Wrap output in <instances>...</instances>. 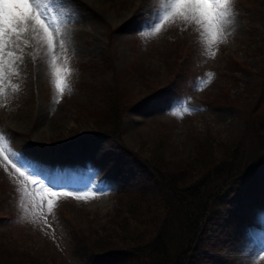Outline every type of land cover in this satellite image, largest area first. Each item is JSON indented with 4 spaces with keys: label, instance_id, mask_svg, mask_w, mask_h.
<instances>
[{
    "label": "rangeland",
    "instance_id": "374dc122",
    "mask_svg": "<svg viewBox=\"0 0 264 264\" xmlns=\"http://www.w3.org/2000/svg\"><path fill=\"white\" fill-rule=\"evenodd\" d=\"M52 6L53 15L61 17L52 28L70 34L64 48L58 46L62 37L54 33L57 47L49 54L47 35L34 34L31 25L19 40L11 37L19 47L9 42L11 34L0 39V49L14 53L0 56L4 73L0 134L6 138L0 141L4 149L0 155V238L7 235L9 242L30 247L47 261L99 264L91 260L90 250L80 251L87 246L78 244L75 231L96 247L102 239L114 241L116 228L109 220L119 209L116 194L135 190L141 176L131 152L147 159L157 147L162 127L171 129L166 145L171 161L189 155L190 134L212 133L220 144L242 133L264 69V0H234L231 34L212 46L214 58L207 55L209 49L197 26L175 12L159 21V31L151 28L156 0H52ZM81 17L91 23H83ZM145 32L150 34L142 35ZM107 53L112 57L110 70L93 72V63L101 65ZM181 54L186 62L191 61L190 78L182 85L188 93L173 97L163 91L150 92L138 73L148 74L149 82L164 81L170 72L167 63L171 66ZM52 55L57 57V68L69 71L70 88L63 93L54 87ZM134 66L136 74L129 77L128 88L144 100L125 115L122 140L126 148L119 149L112 138L92 137L96 130L87 112L98 103L92 87H112L113 73ZM207 74H212L210 79ZM199 80L209 82L196 90ZM15 85H19L18 92L12 90ZM220 95L223 100L216 103ZM182 107L191 112L172 115ZM4 155L23 165L24 177ZM261 169L256 181L264 173ZM29 173L35 174L38 183L27 179ZM78 193L89 195L77 198ZM49 202L54 205L50 213ZM256 202L248 196L230 200L232 213L246 221L228 218L234 226L228 242L219 255L208 254L202 264H264V202ZM214 229L208 227V231Z\"/></svg>",
    "mask_w": 264,
    "mask_h": 264
},
{
    "label": "trees",
    "instance_id": "16d2710c",
    "mask_svg": "<svg viewBox=\"0 0 264 264\" xmlns=\"http://www.w3.org/2000/svg\"><path fill=\"white\" fill-rule=\"evenodd\" d=\"M181 56H178V59ZM107 57L96 63L93 72L107 74ZM177 65L167 63L170 73ZM133 72V68L131 69ZM181 71V70H180ZM187 73L181 71L168 90L175 94ZM145 83L146 75L138 73ZM130 71L115 74L112 87H92L98 103L87 112L95 134L110 137L119 149L123 117L142 99L128 88ZM220 95L215 102L222 101ZM159 138L146 159L133 153L135 170L140 172L136 189H123L116 194L119 209L109 223L116 237L102 239L99 247L89 245L83 233L75 231L80 251L90 250L91 260L99 264H202L208 254L219 255L234 229L228 218L230 200L248 196L262 202L264 178L256 181V171L264 160V69L257 86L255 103L246 112L242 133L232 142L218 144L214 134H190L191 151L182 160L166 157L171 129H159ZM3 187L0 186V191ZM0 193V197H2ZM210 225L214 231H208ZM7 235L0 238V264H60L56 258L47 261L42 253L12 243ZM203 261V262H202Z\"/></svg>",
    "mask_w": 264,
    "mask_h": 264
},
{
    "label": "snow or ice",
    "instance_id": "6c2138e0",
    "mask_svg": "<svg viewBox=\"0 0 264 264\" xmlns=\"http://www.w3.org/2000/svg\"><path fill=\"white\" fill-rule=\"evenodd\" d=\"M234 0H156L157 7L153 12V20L150 27L159 31L157 27L158 23L162 19H167L172 13H176L181 19L187 23H194L197 26V30L200 32L201 41L209 51L207 55L210 58H214L216 51L211 50L212 46L218 43H223L226 40L227 35L231 34V26L235 21V13L232 5ZM52 0H0V39L6 34L9 35V42L15 43L16 47L19 44L12 40V36H16L19 40L21 34L29 30L31 25V31L35 33L43 32L47 35V44L49 46V54L55 51L57 44L54 43V33L56 36L62 37L58 46L65 47V40L70 35L67 32H62L60 27L52 28V25L57 24V21L61 19L59 15H53ZM145 32L142 35H149ZM35 38V37H34ZM39 42V41H38ZM27 41H25V44ZM7 55L9 57L14 56L13 52L4 53L0 49V56ZM55 55L51 58V67L53 69L52 76L54 79V87L61 93L65 89L70 88L68 83L69 71L67 68L60 69L56 67ZM63 71V76H61ZM13 75H18L14 72ZM209 79L212 74H207ZM4 73L0 69V81L3 80ZM209 80H199L195 85L196 90H200L206 85ZM14 92L19 91V85L13 86ZM2 92V89H0ZM3 106V105H0ZM181 111L190 113L191 109L188 107H182L174 110L172 115L179 116ZM0 141H6L3 134H0ZM4 149L0 148V155H3ZM4 160L7 161L13 169L21 177L25 176L23 165L17 161L10 159L8 155H4ZM34 173H29L27 179H30L33 184L38 183L34 178ZM65 195H72V193H64ZM26 195H30L27 194ZM55 195V193L53 194ZM77 198H86L88 193H78ZM93 196L95 194H92ZM54 205L52 202L48 204V212L50 213Z\"/></svg>",
    "mask_w": 264,
    "mask_h": 264
},
{
    "label": "bare ground",
    "instance_id": "6f19581e",
    "mask_svg": "<svg viewBox=\"0 0 264 264\" xmlns=\"http://www.w3.org/2000/svg\"><path fill=\"white\" fill-rule=\"evenodd\" d=\"M71 3H72V5H75L73 2H71ZM75 7H77V6H75ZM85 12H86V10H85ZM83 19H84L83 17H81V19H80L83 23H85V24H90L91 23V21H85V19L84 20ZM256 20H257V18H256Z\"/></svg>",
    "mask_w": 264,
    "mask_h": 264
}]
</instances>
